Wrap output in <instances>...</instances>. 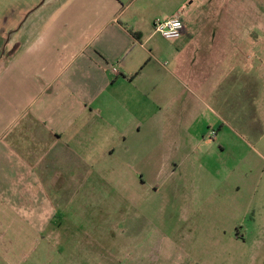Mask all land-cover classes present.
<instances>
[{
	"label": "rangeland",
	"instance_id": "rangeland-1",
	"mask_svg": "<svg viewBox=\"0 0 264 264\" xmlns=\"http://www.w3.org/2000/svg\"><path fill=\"white\" fill-rule=\"evenodd\" d=\"M185 9L201 16L190 28L209 56L192 57L189 79L186 65L165 64L182 81L179 100L165 109L149 88L148 118L127 142L97 133L91 183L59 195L23 264H264V0ZM186 107L192 119L181 118Z\"/></svg>",
	"mask_w": 264,
	"mask_h": 264
},
{
	"label": "crops",
	"instance_id": "crops-1",
	"mask_svg": "<svg viewBox=\"0 0 264 264\" xmlns=\"http://www.w3.org/2000/svg\"><path fill=\"white\" fill-rule=\"evenodd\" d=\"M186 2L0 0V264H23L59 195L73 199L76 186L91 183L87 163L100 130L110 128L123 144L139 132L149 88L165 109L179 100L182 81L166 65H186L189 79L192 57L210 54L194 44L205 36L191 32L201 16L193 18ZM175 17L182 35L159 47L153 21ZM192 115L186 107L181 118Z\"/></svg>",
	"mask_w": 264,
	"mask_h": 264
},
{
	"label": "built area",
	"instance_id": "built-area-1",
	"mask_svg": "<svg viewBox=\"0 0 264 264\" xmlns=\"http://www.w3.org/2000/svg\"><path fill=\"white\" fill-rule=\"evenodd\" d=\"M153 31L166 40H175L182 35L184 26L181 19L177 17L169 19L157 18L153 21Z\"/></svg>",
	"mask_w": 264,
	"mask_h": 264
}]
</instances>
